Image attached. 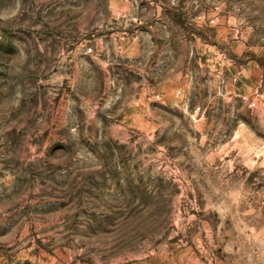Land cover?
<instances>
[{"label":"rangeland","instance_id":"374dc122","mask_svg":"<svg viewBox=\"0 0 264 264\" xmlns=\"http://www.w3.org/2000/svg\"><path fill=\"white\" fill-rule=\"evenodd\" d=\"M0 264H264V0H0Z\"/></svg>","mask_w":264,"mask_h":264},{"label":"built area","instance_id":"2783aa9c","mask_svg":"<svg viewBox=\"0 0 264 264\" xmlns=\"http://www.w3.org/2000/svg\"><path fill=\"white\" fill-rule=\"evenodd\" d=\"M233 81H237V77L233 78ZM240 99L246 103L247 107L253 108L255 106V102L247 98L245 95H239Z\"/></svg>","mask_w":264,"mask_h":264},{"label":"crops","instance_id":"0c3cea01","mask_svg":"<svg viewBox=\"0 0 264 264\" xmlns=\"http://www.w3.org/2000/svg\"><path fill=\"white\" fill-rule=\"evenodd\" d=\"M244 78H245V76H244ZM244 83H245L246 85H249V86H250L251 84H255V80H254V81H253V80L251 81V79H248V81L245 80Z\"/></svg>","mask_w":264,"mask_h":264}]
</instances>
